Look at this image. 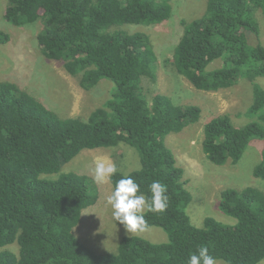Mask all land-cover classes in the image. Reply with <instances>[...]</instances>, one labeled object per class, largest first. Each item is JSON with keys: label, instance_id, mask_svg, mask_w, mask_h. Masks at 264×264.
I'll return each instance as SVG.
<instances>
[{"label": "trees", "instance_id": "trees-1", "mask_svg": "<svg viewBox=\"0 0 264 264\" xmlns=\"http://www.w3.org/2000/svg\"><path fill=\"white\" fill-rule=\"evenodd\" d=\"M171 1H7L4 19L19 27L40 20L42 53L62 62L81 87L89 89L101 79L114 87L86 119L61 118L15 83L0 81V247L18 245L17 255L0 251V264H186L201 246L227 264L264 259L260 189L221 191L218 208L235 219L232 224L206 216L198 227L186 211L192 194L165 138L196 123L201 109L177 105L155 89L158 58L149 36L123 28L167 20ZM257 9L264 16V0H207L200 17L181 21L182 34L172 51L173 69L197 89L216 91L241 79L250 83L246 115L256 119L236 126L225 113L203 126L201 148L215 165L236 164L252 139L264 141V88L257 81L264 77V45L250 41L260 30ZM9 38L0 30V43ZM215 60L219 64L210 68ZM120 143L137 150L140 167L118 171L111 184L131 175L149 201L153 181L166 186L167 207L145 209L144 219L146 228H161L167 241L124 236L114 252L96 253L73 233L83 210L97 201L96 190L86 175L59 171L84 149ZM252 173L264 180V144Z\"/></svg>", "mask_w": 264, "mask_h": 264}, {"label": "rangeland", "instance_id": "rangeland-1", "mask_svg": "<svg viewBox=\"0 0 264 264\" xmlns=\"http://www.w3.org/2000/svg\"><path fill=\"white\" fill-rule=\"evenodd\" d=\"M7 1L0 0V30L10 36L6 43H0V81L15 83L61 118L86 119L93 109L110 97L113 82L101 79L89 89L81 87L78 77L67 73L62 62L49 59L42 53L37 41V34L43 28L40 20L19 27L4 19ZM206 2L207 0H172V13L167 20L148 26L130 24L123 27L128 32L142 31L149 36L158 58L155 89L169 96L177 105L195 104L201 109L196 123L186 126L180 132L170 133L165 138L177 165L184 170L183 180L192 194L186 211L191 222L198 227L203 226L206 216H212L224 224L235 222L234 218L218 208L222 190L252 186L264 193V180L254 177L252 173L260 160L263 140L252 139L236 164L228 161L221 166L211 163L201 148L203 126L212 117L226 113L236 126L256 119L246 115L252 101L249 81L241 79L216 91H204L195 88L173 69L172 51L182 34L181 21L200 17L205 11ZM256 18L260 26L259 34L251 36L250 41L264 45V16L260 9L256 10ZM218 64L219 61L215 60L210 68ZM257 81L264 88V77ZM98 158L114 163L118 171L124 174L140 167L139 153L124 143L115 147L84 149L61 166L59 173L71 171L86 175L92 185L90 186L97 193V201L83 210L80 222L73 230L77 240L96 253L114 252L124 236L136 235L153 243L167 241L166 233L159 227L152 226L145 231L131 233L112 220L111 211L105 203L112 184L98 185L93 181V170ZM51 176L56 177L58 173ZM3 249L16 255L18 253L15 242L0 247V251ZM215 261L216 264H227L221 259ZM257 264H264V259Z\"/></svg>", "mask_w": 264, "mask_h": 264}, {"label": "clouds", "instance_id": "clouds-1", "mask_svg": "<svg viewBox=\"0 0 264 264\" xmlns=\"http://www.w3.org/2000/svg\"><path fill=\"white\" fill-rule=\"evenodd\" d=\"M117 166L104 158L95 161L93 181L98 185L112 183L117 174ZM151 200L141 193L140 185L131 175L121 176L115 180L112 189L106 196L105 203L111 211V218L117 224H122L127 232L136 233L146 230L144 219L145 209L162 212L167 207L168 196L166 186L159 181H153L149 186ZM186 264H216L213 256L205 246L190 253Z\"/></svg>", "mask_w": 264, "mask_h": 264}]
</instances>
